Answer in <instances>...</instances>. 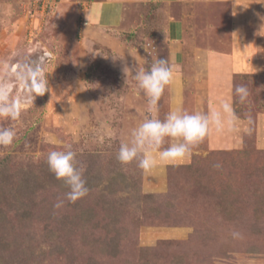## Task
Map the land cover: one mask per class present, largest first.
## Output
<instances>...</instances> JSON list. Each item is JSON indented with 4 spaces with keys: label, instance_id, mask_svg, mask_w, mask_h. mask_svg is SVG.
Wrapping results in <instances>:
<instances>
[{
    "label": "rangeland",
    "instance_id": "rangeland-1",
    "mask_svg": "<svg viewBox=\"0 0 264 264\" xmlns=\"http://www.w3.org/2000/svg\"><path fill=\"white\" fill-rule=\"evenodd\" d=\"M106 1L122 6L121 17L111 10L97 23L94 7ZM172 21L178 23V42L172 40ZM209 57L218 63L209 65ZM156 58L169 61L174 81L158 111L150 112L148 98L131 72L125 81L123 69L134 74ZM21 62L39 65L48 80V91L34 101L6 76ZM0 85L21 100L17 120L0 119V127L16 131L12 145L0 146L2 174L12 182L0 189V200L8 204L10 193L17 196L13 207L28 204V226L16 232L32 235L28 241L39 264H85L87 245L103 233L91 223L72 235L59 229L61 215L89 207L91 222L109 220L117 211L126 229L118 255L98 252L97 264H264V215L245 208L240 197L241 214L226 219L218 190L209 189L242 152L252 157L235 167L264 166V0H0ZM237 85L248 88L244 103L234 93ZM221 100L231 102L238 123L212 128L182 162L144 171L136 161L117 160L120 143L144 120H163L176 108L208 113ZM170 142L166 138L163 147ZM67 145L83 176L121 172L127 184L104 189L105 180L69 202L68 188L47 164L50 151ZM237 171L238 185L248 187L243 170ZM26 176L34 178L33 186L18 187ZM59 200L63 206L54 208ZM92 245L98 248V242Z\"/></svg>",
    "mask_w": 264,
    "mask_h": 264
},
{
    "label": "clouds",
    "instance_id": "clouds-1",
    "mask_svg": "<svg viewBox=\"0 0 264 264\" xmlns=\"http://www.w3.org/2000/svg\"><path fill=\"white\" fill-rule=\"evenodd\" d=\"M235 14V13H234ZM125 81L131 72L136 82V87L148 98L147 111L157 112L158 101L166 87L172 85L174 72L171 64L165 58H156L147 69L140 67L132 70L123 69ZM9 79L15 80L20 85L27 97L43 96L48 91V80L39 65L18 63L6 73ZM234 93L239 97V102L244 103L249 96L245 85H237ZM21 114V100L11 95L6 85H0V119L15 121ZM238 123L231 102L221 100L219 107L211 109L208 113H188L179 108L169 111L163 120L158 118L146 119L138 126L130 130L129 139L122 141L117 153V160L122 164L133 161L137 166L150 171L159 164H175L182 162L192 153V149L199 145L214 128L223 131L225 125L231 129ZM16 137V131L12 127H0V146H10ZM166 138L171 141L168 147H163ZM49 170L57 180H62L68 188L66 198L69 202L75 201L87 195L89 189L83 177L84 169L77 167L76 153L67 145L64 150H53L47 155ZM220 167L219 164L215 165ZM63 200L53 205L61 208ZM233 237L239 233L233 232Z\"/></svg>",
    "mask_w": 264,
    "mask_h": 264
},
{
    "label": "trees",
    "instance_id": "trees-1",
    "mask_svg": "<svg viewBox=\"0 0 264 264\" xmlns=\"http://www.w3.org/2000/svg\"><path fill=\"white\" fill-rule=\"evenodd\" d=\"M251 157L249 153L246 152L240 153L237 157L234 156V159L231 161L233 163L230 164V166L233 165L231 170H225L221 181L213 180L214 183L211 182L209 185V189L213 190V188H215L218 190V196L222 198L224 204L221 207V212L226 219H231L239 213L241 214V207L238 206V203H240L238 201L240 200V197H242V203L245 208H250V210L257 213V215H264V166L254 167L248 165L247 170L239 168L240 166L238 167V165H236V167L234 166V164L240 162L241 158L244 159V161H248ZM88 164L90 165V170H94L92 168L94 162L89 160ZM5 169L6 163L0 162V189H5L7 188L6 186L12 184L11 179L9 181V178L6 176L4 177L2 174V171ZM238 169L243 170L246 178L245 181L247 182L248 180V187H245V184L238 185L235 174ZM88 172L90 173L89 170L87 173ZM114 172L115 171L110 175H103L102 173H99V170H96L92 176L87 174L83 177L86 180V186L89 190L97 188L105 180H107V183L104 185V189H115L114 187L121 184L125 186L127 184L124 183L125 175L121 172ZM252 177H255V180H253ZM32 179L34 178H27V176L18 179V187L33 186ZM29 181H31V184ZM57 183L65 186L62 180H58ZM29 188L30 187H27V190H29ZM24 189H26V187ZM1 194L2 192L0 190V196ZM152 197L154 196L145 195V198ZM253 197L256 198V205L254 206L252 205L253 199H251ZM16 198V194L11 195L8 193V198L6 199L9 201L8 204L1 202L0 200V264H39V262L33 257L31 245L28 241V239H32V235H29L27 232H24L23 235H18L19 233L16 232V228L20 230L24 227L23 225L28 226L29 218L31 216L30 208L27 203H18L15 204L14 207L11 205V202L12 204L13 202H16ZM155 211L157 214L160 212L158 208H156ZM92 212V208L89 207L85 210H77L72 214L60 216L61 220L64 219V226L59 230L66 234L68 233L69 235H72L74 231L85 229V225L90 223L91 229L99 230L103 233L96 237V239H92L91 245H87L89 253L88 256L85 257V264H97L96 254L98 252V256L101 257H116L121 246L122 236H124L126 231L124 226H120V220H116L117 211L109 217V220L101 223V220H95L93 222L88 220ZM96 242H98L97 249L92 245ZM143 264H148V262L145 261Z\"/></svg>",
    "mask_w": 264,
    "mask_h": 264
},
{
    "label": "crops",
    "instance_id": "crops-1",
    "mask_svg": "<svg viewBox=\"0 0 264 264\" xmlns=\"http://www.w3.org/2000/svg\"><path fill=\"white\" fill-rule=\"evenodd\" d=\"M154 3H171L174 2L176 0H151ZM113 11L115 16L116 15H120L122 14V6L117 4V2L115 1H106V2H102L100 4H96V6L94 7L93 10V20L97 23L100 22V20H104L105 15L109 12V11ZM170 33H173V37L172 40H174V42H178L179 39L177 38L179 36V30H178V23L177 21H172L170 22ZM177 45V44H175ZM209 65L213 64L216 65L218 62L214 57H209V60L207 62Z\"/></svg>",
    "mask_w": 264,
    "mask_h": 264
}]
</instances>
